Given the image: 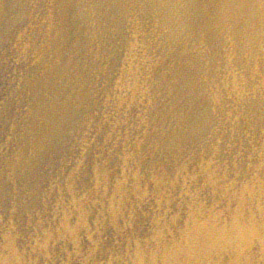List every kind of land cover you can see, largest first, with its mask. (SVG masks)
<instances>
[{"label": "rangeland", "instance_id": "1", "mask_svg": "<svg viewBox=\"0 0 264 264\" xmlns=\"http://www.w3.org/2000/svg\"><path fill=\"white\" fill-rule=\"evenodd\" d=\"M160 12L0 0V264L150 259L193 211L229 222L237 191L263 181L264 94L234 91L230 59L187 53Z\"/></svg>", "mask_w": 264, "mask_h": 264}, {"label": "bare ground", "instance_id": "2", "mask_svg": "<svg viewBox=\"0 0 264 264\" xmlns=\"http://www.w3.org/2000/svg\"><path fill=\"white\" fill-rule=\"evenodd\" d=\"M142 1L151 10L161 11L171 34L189 32L192 49L187 53L195 51L197 57H209V52H214L229 58L225 80L234 91L244 94L253 89L264 94V0ZM178 3L187 15H178ZM190 11L192 16L188 17ZM199 37H206L207 43L210 39V48L199 44ZM185 46L180 54L185 52ZM196 54L189 55L193 59ZM184 59L185 63L190 61L187 56ZM218 75L223 78V74ZM167 79L172 89L181 83L177 75ZM215 95L224 98L225 94L216 89ZM259 109L264 115V108ZM258 167L256 172L264 177V162ZM229 214V222L223 218L217 222L215 212L203 217L193 211L191 222L180 229L179 235L159 243L150 251V259L136 251L134 264H264V179L255 174L245 182L237 191L236 206L230 208Z\"/></svg>", "mask_w": 264, "mask_h": 264}]
</instances>
